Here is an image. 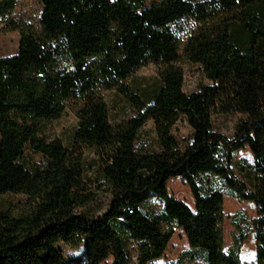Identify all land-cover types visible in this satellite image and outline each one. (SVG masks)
I'll use <instances>...</instances> for the list:
<instances>
[{"label": "trees", "instance_id": "obj_1", "mask_svg": "<svg viewBox=\"0 0 264 264\" xmlns=\"http://www.w3.org/2000/svg\"><path fill=\"white\" fill-rule=\"evenodd\" d=\"M17 0H0V18ZM38 25L17 30L16 52L0 56V264L157 263L173 236L190 248L173 264H242L241 243L254 234L252 264H264V0H39ZM208 83L186 93L184 64ZM155 66L150 92L127 81ZM126 97L134 114L111 122L104 93ZM74 111L70 145L47 134V124ZM241 116L231 138L214 128L215 115ZM191 128L181 146L173 127ZM147 122L155 149L137 148ZM248 147L251 164L232 168ZM94 152L98 179L86 177L83 149ZM27 154L42 162L29 165ZM254 205L247 225L226 246L223 193ZM188 185L193 207L170 197L167 182ZM22 196L18 205L3 199ZM163 201L144 211L150 197ZM59 245L83 247L81 262Z\"/></svg>", "mask_w": 264, "mask_h": 264}, {"label": "rangeland", "instance_id": "obj_2", "mask_svg": "<svg viewBox=\"0 0 264 264\" xmlns=\"http://www.w3.org/2000/svg\"><path fill=\"white\" fill-rule=\"evenodd\" d=\"M15 8L11 15L0 18V28L4 26L5 23H13V21H19L21 23H30L34 26L38 25V19L42 11V6L39 0H17ZM19 34L17 30H5L0 32V56H10L13 55L18 47ZM184 85L183 91L186 93H192L198 90L201 84L208 83L205 76H203L201 69L194 64L185 63L184 64ZM155 66L149 65L140 68L132 77L127 81L129 88L136 94L143 95V92H150L156 86L157 83ZM105 102L109 110V119L111 122L123 121L134 114V110L131 109L126 97L118 94L115 91H107L104 94ZM241 116L238 114L231 115H215L212 118L214 123V128L221 132L226 137L231 138L237 124L240 122ZM76 117L74 111L66 109V112L61 118L51 121L47 124V134L51 138L59 139L65 145H70V141L75 129ZM173 135L178 139L181 146L185 145V142L190 140L191 128L188 123L184 122L182 118L176 122L173 127ZM137 148L142 150H152L155 149V139L154 130L150 122H147L145 126L139 131V136L137 139ZM82 157L84 162V170L86 172V177L93 183L98 179V162L97 157L94 152L90 149L82 150ZM29 165L32 162H42V158L36 154H27ZM252 155L249 152L248 147L237 150L234 153L232 168L235 174L241 178L245 179V172H241V168L246 165L251 164ZM204 182L208 184L213 189H220L223 193V213L225 214V219L222 225L223 239L226 246H229L232 237L237 233V229L231 224V218L237 215L238 221L242 225H247L245 221H242V217L249 219L255 216L254 205L251 202H246L240 200L236 196H232L222 188L219 184L218 179L211 175L203 176ZM167 193L170 197L182 200L190 207H193L194 200L192 199L190 189L188 185L178 177L171 178L167 182ZM6 203L10 205H18L19 201H22V196H12L7 195L3 198ZM163 207V201L157 197H150L144 204V211L157 213ZM173 236L168 244V248L164 255L158 259L157 263L162 264H173L182 253L188 251L190 246L187 243L186 236L183 231L175 228ZM63 252V257L65 260L78 261L84 259V249L83 247L73 248L67 245H59ZM255 256V243L254 234L251 233L250 236L241 243L239 258L242 264H252L254 262ZM100 264H111V258L106 259Z\"/></svg>", "mask_w": 264, "mask_h": 264}]
</instances>
